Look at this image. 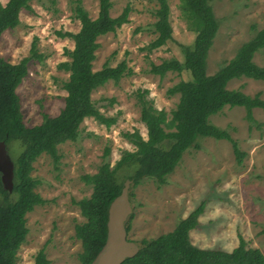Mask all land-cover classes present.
Returning <instances> with one entry per match:
<instances>
[{
	"label": "rangeland",
	"instance_id": "1",
	"mask_svg": "<svg viewBox=\"0 0 264 264\" xmlns=\"http://www.w3.org/2000/svg\"><path fill=\"white\" fill-rule=\"evenodd\" d=\"M77 1L91 19L97 17L98 0H33L29 10L20 12L19 25L0 36V58L10 64L29 59L28 74L16 90L23 123L29 128L41 124L43 115L56 117L64 107V84L69 74L58 66L69 61L67 51L73 49V42L57 33L78 32L80 25L72 13ZM7 2L0 0V5ZM110 2L113 18L129 6L128 23L97 39L99 48L93 71L125 62L132 74L117 84L109 82L98 88L91 98L100 114L115 123L106 128L92 118L85 119L78 139L58 147V163L48 155L34 162L31 176L39 182L35 191L46 204L26 215L28 234L17 253L16 264H34L41 249L49 264H80L78 254L82 249L74 229L85 220L73 202L92 193L81 178L94 175L103 163L113 167L122 152L133 150L125 133L138 131L146 139V129L140 122V95L155 109L169 114L178 103V95L170 96L168 90L190 78L185 72L167 73L163 78L149 73L152 64L169 59L182 62L180 46L191 45L195 39L181 17L180 0H167L172 38L152 51L147 48L157 38L153 26L157 0ZM209 3L218 23L206 59V74L211 76L264 28V0ZM33 50L40 59L33 56ZM253 62L264 68V49L254 54ZM227 89L264 100V81L235 79L227 84ZM252 118V123L247 121L241 107H225L209 118L211 125L226 131L236 142L243 154L240 162L229 142L198 138L197 146L183 154L164 185L159 187L145 178L131 188L133 218L128 223V239L140 245L142 240L170 233L179 221L202 206L198 225L189 233L195 247L229 252L242 238L248 247L264 254V111L254 109ZM107 149L109 154L104 156ZM19 150V143L10 146L11 160Z\"/></svg>",
	"mask_w": 264,
	"mask_h": 264
},
{
	"label": "trees",
	"instance_id": "2",
	"mask_svg": "<svg viewBox=\"0 0 264 264\" xmlns=\"http://www.w3.org/2000/svg\"><path fill=\"white\" fill-rule=\"evenodd\" d=\"M32 1L8 0L4 6L0 5V36L19 25L20 12L29 10ZM98 2L97 17L91 19L77 1L72 13L80 25L78 32L57 33L61 38L70 39L73 49L67 51L69 61L58 66L69 77L64 84V107L56 117L43 115L41 124L31 128L23 123L16 90L28 74L29 59L10 64L0 58V142L6 145L8 154L13 143L20 144L18 154L12 159V192L3 189L0 179V264H16L17 253L28 234L26 215L35 207L46 204L35 191L39 182L31 176L34 162L40 156L48 155L55 164L58 163V147L78 139L80 125L85 119L92 118L106 128L115 123L114 119L100 114L91 95L109 82L117 84L122 78L130 76L132 71L125 62L116 67L105 65L99 71H93V63L99 48L97 39L127 24L130 8L126 6L119 16L113 18L110 16V0ZM157 2V19L153 24L157 38L149 44V51L159 49L172 38L168 2ZM179 10L195 39L191 45L180 46L182 62L164 60L159 65L152 64L149 73L163 78L167 73L180 75L185 72L190 78L179 81L168 90L170 96L178 95V103L169 114L155 109L144 100V95H140V122L146 129V139L138 131L125 133L124 138L133 150L122 152L113 167L103 163L94 175L81 178L91 187L92 193L88 198L73 202L85 220L74 229L82 249L78 254L80 264H91L103 247L108 207L120 195L126 180L131 181L130 189L140 185L145 178L159 187L164 185L183 154L197 146L198 138L229 142L240 162L243 154L236 142L226 131L211 125L209 118L225 107H241L245 109L247 121L252 123V111H264V100L258 95L250 97L241 91L227 89V84L235 79L264 81V68L253 62L254 54L264 49V28L242 45L226 65L209 76L206 74V59L218 30L209 0H180ZM32 54L36 57L34 50ZM108 154L107 149L104 156ZM131 197L129 190V200ZM202 211L203 207L199 206L186 219L179 221L170 233L142 240L136 256L123 264H264V254L257 248L248 247L242 238L238 246L229 252L195 247L189 233L197 227ZM132 218L131 215L125 224L127 234ZM34 264H49L44 249L37 253Z\"/></svg>",
	"mask_w": 264,
	"mask_h": 264
},
{
	"label": "water",
	"instance_id": "3",
	"mask_svg": "<svg viewBox=\"0 0 264 264\" xmlns=\"http://www.w3.org/2000/svg\"><path fill=\"white\" fill-rule=\"evenodd\" d=\"M14 165L7 147L0 142V179L3 189L12 192ZM131 181L126 180L120 195L109 205L107 211L106 240L91 264H123L136 256L139 251L137 243L127 237L125 224L132 215L129 201Z\"/></svg>",
	"mask_w": 264,
	"mask_h": 264
}]
</instances>
